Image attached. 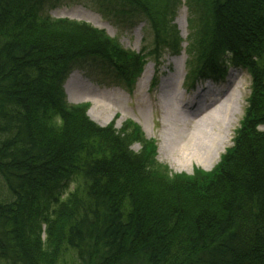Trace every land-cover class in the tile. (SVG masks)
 <instances>
[{
	"label": "trees",
	"instance_id": "obj_1",
	"mask_svg": "<svg viewBox=\"0 0 264 264\" xmlns=\"http://www.w3.org/2000/svg\"><path fill=\"white\" fill-rule=\"evenodd\" d=\"M44 1L0 0V264H264V0H186L187 86L252 78L233 146L192 177L160 165L136 123L101 127L64 89L84 60L131 88L149 58L179 54L180 0H97L110 19L143 18L148 53L45 16Z\"/></svg>",
	"mask_w": 264,
	"mask_h": 264
},
{
	"label": "rangeland",
	"instance_id": "obj_2",
	"mask_svg": "<svg viewBox=\"0 0 264 264\" xmlns=\"http://www.w3.org/2000/svg\"><path fill=\"white\" fill-rule=\"evenodd\" d=\"M99 8L97 0H45L42 14L55 20L67 19L86 23L106 32L111 39L116 40L128 51L136 53L143 51L148 53L150 51L154 35L142 17L110 19L103 15ZM192 16L186 0H180L173 24L176 25L180 34L181 52L172 54L166 50L162 52L158 61L149 58L145 67V71L148 70L149 81L141 83L144 71L131 88L126 87L115 78L113 71L100 61L88 59L75 65L64 86L68 102L72 105H89L88 116L91 120L96 119L98 123L93 120L96 124L100 126L103 124L101 127L114 124L115 128L120 130L129 121L136 123L145 139L154 141L157 148L156 159L158 163L167 167L172 174H184L190 177L194 175L196 170L205 173L213 171L221 160L211 166L207 161L201 165L197 163L187 164L183 168H178L172 163L169 159V149L166 147L168 142L164 133L165 108L163 100L165 92L162 90V85L165 82H175L176 88L185 103L192 102L196 95L202 91L203 94L212 91L219 95L218 98H221L223 102L234 91L231 99L235 100L233 107L235 110L237 109V114L235 117L232 115L233 117L230 119L232 141L227 150L233 146V140L244 119L252 90V78L242 68H230L225 77L217 82L211 80L206 83L199 82L195 87L187 86L186 79L189 73L187 49L192 32L189 20ZM232 78L234 84L238 85L235 89L230 82ZM81 85L88 88L90 96H86L87 101L79 100L78 94H80ZM95 100L99 101L103 107L96 105ZM213 112L214 109L200 113L196 117L191 116L187 118L189 120L193 118L189 124V121L185 123V120H182L185 125L179 124V127L186 134H197L200 129L208 127L211 119L210 114ZM171 148H175V145ZM141 150V145L133 146L134 152H141ZM206 167L209 168L206 169Z\"/></svg>",
	"mask_w": 264,
	"mask_h": 264
},
{
	"label": "bare ground",
	"instance_id": "obj_3",
	"mask_svg": "<svg viewBox=\"0 0 264 264\" xmlns=\"http://www.w3.org/2000/svg\"><path fill=\"white\" fill-rule=\"evenodd\" d=\"M149 79L148 70H146L141 83L143 81L147 82ZM230 82L233 84L234 89L238 87V85L234 84L233 78ZM176 87L173 81L172 83L165 82L162 85V90L165 92L163 100L165 108L164 133L168 142V146L166 147L169 149V159L178 168H183L187 164L194 163L201 165L207 161L210 163V166L218 163L232 141L230 119L237 114V109L235 110L233 107L235 100L231 99L234 91L223 102L221 98H218L220 96L212 91L205 92L204 94L202 91L196 95L192 102L185 103ZM79 90V100L87 101L86 96H90L88 88L85 85H81ZM95 104L103 107L97 100H95ZM213 109L214 112L210 114L211 119L208 127L200 129L197 134H186L180 129L179 124L185 125L182 120H185V123L189 121V124L193 118L190 120L187 118L199 116L200 113ZM93 120L98 123L96 119ZM174 145L175 148H171Z\"/></svg>",
	"mask_w": 264,
	"mask_h": 264
}]
</instances>
